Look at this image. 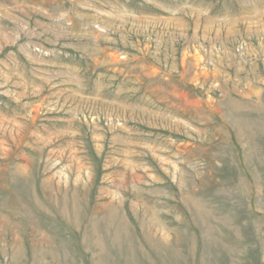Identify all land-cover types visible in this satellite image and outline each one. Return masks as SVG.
<instances>
[{"label":"rangeland","instance_id":"rangeland-1","mask_svg":"<svg viewBox=\"0 0 264 264\" xmlns=\"http://www.w3.org/2000/svg\"><path fill=\"white\" fill-rule=\"evenodd\" d=\"M0 264H264V0H0Z\"/></svg>","mask_w":264,"mask_h":264}]
</instances>
